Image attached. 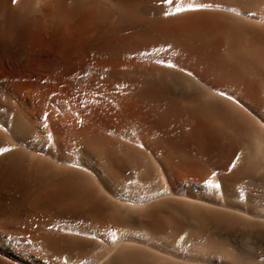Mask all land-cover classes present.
Segmentation results:
<instances>
[{
	"label": "bare ground",
	"instance_id": "1",
	"mask_svg": "<svg viewBox=\"0 0 264 264\" xmlns=\"http://www.w3.org/2000/svg\"><path fill=\"white\" fill-rule=\"evenodd\" d=\"M53 61L83 67L69 75L108 81L123 98L92 95L86 117L60 118L46 108L52 96H31L39 116L0 102V182L11 187L0 192V264H264V0H0V65ZM168 78L208 114L244 123L228 133L202 108L176 109L137 83ZM212 79L232 94L209 92ZM246 81L251 116L234 101ZM146 129L179 148L148 146L152 162L122 141ZM219 152L221 168L239 160L221 195L192 189Z\"/></svg>",
	"mask_w": 264,
	"mask_h": 264
},
{
	"label": "rangeland",
	"instance_id": "2",
	"mask_svg": "<svg viewBox=\"0 0 264 264\" xmlns=\"http://www.w3.org/2000/svg\"><path fill=\"white\" fill-rule=\"evenodd\" d=\"M132 44H131L132 47L142 52L150 53V50H148L144 46H141L140 44L137 45L135 43L134 45ZM11 70L18 74L21 73V75L14 76V77H8V78L4 77L3 79L0 80V100H1L0 102L7 101L8 102L7 106L14 108V109H17V108L28 109L29 108V112L32 115L39 116L41 113L37 105L34 104L35 102L31 97L32 95H38L40 97H45V96L54 97L56 100L52 101L51 103L49 102L46 105V108H49L51 111L54 110L57 118L70 116L71 114H77L78 116L86 117L87 107L92 105L90 104V100H89L90 99L89 97L92 95H93V98L97 101L98 100L101 101L103 95H112L118 98H123V95H122L123 93H121L116 88L115 85H113L112 83L108 81H104L102 79L91 80L90 78H85V79L81 78L79 81V78L74 77L75 78L74 79L71 75H69L72 71L73 72L76 71V74H78V76L79 74L80 75L83 74L84 68L81 66L75 67V69H69L66 66L62 65L61 63L59 65V62L57 61H53L50 63H36L34 64V66L31 65V67L30 66L27 67L23 65L14 66V67L0 65V73L4 71L9 72ZM170 79L172 82L170 81ZM163 80L162 79L161 80H150L149 82L141 81V83L139 82L137 83L144 90V93L146 94H162L161 100L163 104L173 106L176 109H179L181 106H191V107H194V110H200V108H202L201 106L196 105L197 104L196 100H194L193 98L192 99L185 98L180 95L182 93H179L177 89L178 85H180L177 79L168 78L167 80L166 79H163ZM204 86L205 87L208 86V88L209 86L210 87L213 86L212 88H209L207 90L209 92L211 90V93L216 91V93L214 94H217V92L219 91L217 95H220L223 97H225V95L229 96L228 94H232L230 84L224 80L212 79L210 82H205ZM251 88H252V83L250 81L244 82L239 89V92L241 93H239L238 98L234 100L237 103L238 107L242 111L247 112L248 115L250 116L252 114L248 112V106H250L251 104L255 102L254 97L251 94ZM174 93L178 94L179 96L178 95L175 96ZM221 93H224V95H221ZM186 94L193 95L197 93L192 90L190 91L187 90ZM49 105L51 106L49 107ZM195 107H199V108H195ZM262 108H264V103H263ZM202 110L204 109L202 108ZM204 111H202V113ZM215 111L216 110H214L213 112H210L209 110V113L211 114H208V111L207 112L205 111V113H207L209 118H211V121L213 120V122H215L216 125H218L221 129L227 131L228 133H231L235 126L239 125L240 123L242 124L245 121L244 115L241 116L242 118H239L240 115H238L237 117V115H234V114L231 115L230 112H229L230 114L227 115L226 113L228 112L226 111H222V110H217L216 112ZM167 116H168L167 114L164 115L165 121H168L169 116L168 117ZM55 119H53L54 124H55ZM43 120L49 126L47 114L43 115ZM52 126L55 131V126L54 125ZM172 126L173 127H171V129L173 131L174 129L176 130L175 128L176 125L174 123ZM151 131L152 130L150 129H146V132L144 131L145 134H143L142 130H137V131L132 130L131 132L129 131L125 135V137L122 138V141L128 145H131L132 147L143 149L144 151H146V153L148 154L146 155L152 162L156 161V156L148 152L149 151L148 146L155 148L156 151L170 148L173 145L179 148L177 141L174 140L175 138L173 139L166 138L165 140L161 141L160 140L161 138L159 135L160 133L156 134V132L154 133V130L152 132ZM232 137L233 138H230L228 140L229 142L237 140L236 134H234ZM193 153L191 154L195 157V159L199 158L198 155L193 154ZM236 153L237 154L234 155L230 159V161L228 162V164H226L224 168H221V164L225 160L224 158L225 152H219L217 153V155H213L214 157L212 158V163L210 164V166H208L209 167L208 174L199 183H195L192 186V189H195L198 192H203L208 195H212L214 197H219L222 193L221 186L223 187V178H222L223 175L229 174L230 172H232L233 170L237 168L236 166H238L237 165L239 163L238 152ZM183 159H185V156H183L182 153H179V154H175L174 156L169 157L168 162L173 164L174 162L179 161V160L182 161ZM233 160L235 162L234 163L235 165H233ZM157 164L158 165H155L156 168L158 166L163 176L166 177L167 173H166V167L164 166L165 164L162 163L163 165H160L158 162ZM173 173L176 176H180L176 168L173 169ZM1 184L2 183L0 182V186ZM190 185L191 184L189 181L182 180L180 181V185L178 186V189H180L182 192H185L186 190L191 188ZM218 188H221V189H218ZM3 189L4 191L6 189L10 190L11 187H8L2 184V187H0V190H1L0 192H3ZM3 230H4V233L8 235L7 241H13L14 239L13 237L15 236L13 230H10V229H3ZM7 230H8V233H7Z\"/></svg>",
	"mask_w": 264,
	"mask_h": 264
},
{
	"label": "snow or ice",
	"instance_id": "3",
	"mask_svg": "<svg viewBox=\"0 0 264 264\" xmlns=\"http://www.w3.org/2000/svg\"><path fill=\"white\" fill-rule=\"evenodd\" d=\"M13 2L15 3V0H13ZM163 3L165 4H170L172 3V0H162ZM191 5L189 6V9H191ZM196 7H207V5H197ZM189 9H185V8H181L180 6H177L175 8V12L179 13V12H182V11H186V10H189ZM171 13H165V16L167 15H170ZM221 95H224V93H221ZM231 98V97H230ZM0 151H6V149H0Z\"/></svg>",
	"mask_w": 264,
	"mask_h": 264
}]
</instances>
